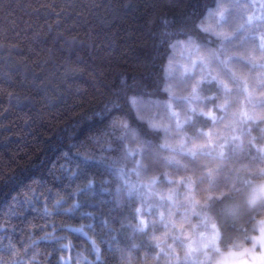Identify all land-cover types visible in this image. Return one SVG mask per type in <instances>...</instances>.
Segmentation results:
<instances>
[{"label": "clouds", "instance_id": "9594fccd", "mask_svg": "<svg viewBox=\"0 0 264 264\" xmlns=\"http://www.w3.org/2000/svg\"><path fill=\"white\" fill-rule=\"evenodd\" d=\"M220 5L224 18L204 31ZM142 31L135 68L64 117L85 123L51 167L0 192V264H253L264 254V13L251 0H207L194 24L147 19ZM34 177L26 205L20 193ZM82 224L87 235L71 230Z\"/></svg>", "mask_w": 264, "mask_h": 264}, {"label": "trees", "instance_id": "16d2710c", "mask_svg": "<svg viewBox=\"0 0 264 264\" xmlns=\"http://www.w3.org/2000/svg\"><path fill=\"white\" fill-rule=\"evenodd\" d=\"M207 0H187L183 9L168 0H0V192L51 167L68 126L97 88L143 55V28L155 19L202 14ZM104 112H89L99 121Z\"/></svg>", "mask_w": 264, "mask_h": 264}, {"label": "snow or ice", "instance_id": "6c2138e0", "mask_svg": "<svg viewBox=\"0 0 264 264\" xmlns=\"http://www.w3.org/2000/svg\"><path fill=\"white\" fill-rule=\"evenodd\" d=\"M233 5L236 7L240 6V0H232ZM252 4L254 6L259 7V10L264 13V0H251ZM212 17H218L220 20H222L224 18V7L223 5H220L218 7V9H212L209 10V16L205 19L204 22L201 23L200 27L204 30V31H215L216 26L211 22V18ZM252 16H249V20L251 21ZM219 22V20L217 21V23ZM221 39L223 40H227L230 38L231 34L230 33H226L223 31L217 32L216 33ZM260 47L262 49H264V36L260 37ZM248 59L252 62L255 63L257 60V57H255L254 55H249ZM231 61V56L230 55H226L225 56V63L228 64ZM221 83H223V81H221ZM225 87H227V85H225ZM249 96L253 95V92L249 91ZM133 104H137V101L135 99H133L132 101ZM141 107H144L143 105H141ZM243 115L245 117L249 116V113L244 112ZM40 184V179L39 177H34L29 185L27 186V188L22 189L20 195L24 196V203L26 205L28 204H33L35 202V192H36V188L34 186H38ZM259 193L260 194H264V187H261L259 189ZM257 195V192L254 191L253 195H252V199L255 200ZM73 196L76 198L74 199L73 202V208L72 210L74 211L76 208L79 207V200H78V192L74 191L73 192ZM15 204L16 201H13L12 204H10L9 206V215H15ZM40 212L42 215H51V213L48 211L47 207H43L40 209ZM82 215L86 214L91 216L92 213H81ZM45 227H47V225H44ZM72 231H77L80 232L83 235H87L86 232V226L85 225H80L79 227H72L71 229ZM261 233H262V241H264V227L261 228ZM52 236L55 235L54 231L51 233ZM81 264H83V261L86 259L84 257H81ZM252 259H253V264H264V254H261L259 256H257L255 253L252 254Z\"/></svg>", "mask_w": 264, "mask_h": 264}]
</instances>
